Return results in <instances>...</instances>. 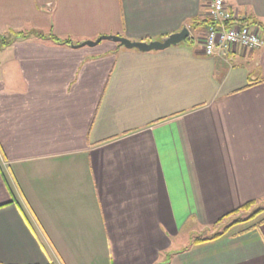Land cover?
Listing matches in <instances>:
<instances>
[{
	"label": "crops",
	"instance_id": "crops-1",
	"mask_svg": "<svg viewBox=\"0 0 264 264\" xmlns=\"http://www.w3.org/2000/svg\"><path fill=\"white\" fill-rule=\"evenodd\" d=\"M207 1L0 0V264H264L263 213L201 239L264 199V0H224L263 44L215 55Z\"/></svg>",
	"mask_w": 264,
	"mask_h": 264
},
{
	"label": "built area",
	"instance_id": "built-area-1",
	"mask_svg": "<svg viewBox=\"0 0 264 264\" xmlns=\"http://www.w3.org/2000/svg\"><path fill=\"white\" fill-rule=\"evenodd\" d=\"M207 9L210 22L202 41L206 55L219 54L233 45L244 50H253L263 43L259 25L228 23L230 17L224 0H208Z\"/></svg>",
	"mask_w": 264,
	"mask_h": 264
},
{
	"label": "water",
	"instance_id": "water-1",
	"mask_svg": "<svg viewBox=\"0 0 264 264\" xmlns=\"http://www.w3.org/2000/svg\"><path fill=\"white\" fill-rule=\"evenodd\" d=\"M190 37L189 29L184 26L179 31L171 33L162 37L161 39H150V40H133L124 36L107 34L100 35L93 40H84L77 44H71L72 46H83V45H95L103 39L111 40L116 42L118 46H122L127 49H137L139 51H150V50H161L171 45H176L180 42H186Z\"/></svg>",
	"mask_w": 264,
	"mask_h": 264
},
{
	"label": "rangeland",
	"instance_id": "rangeland-1",
	"mask_svg": "<svg viewBox=\"0 0 264 264\" xmlns=\"http://www.w3.org/2000/svg\"><path fill=\"white\" fill-rule=\"evenodd\" d=\"M259 34L261 36V28L259 30ZM86 40H93V39H86ZM103 41H107V40L104 39ZM80 42L82 41H79V43ZM262 213L264 214V199H261L259 201H254L249 207L240 209L237 212L231 214L230 216L225 217L220 222L205 229L201 235L202 236L201 239L209 240V239L217 238L221 236L225 232L226 228L228 229L231 225H234V224H237L243 221H247L254 217L257 218L255 220H259L260 217L262 218V215H261Z\"/></svg>",
	"mask_w": 264,
	"mask_h": 264
},
{
	"label": "trees",
	"instance_id": "trees-1",
	"mask_svg": "<svg viewBox=\"0 0 264 264\" xmlns=\"http://www.w3.org/2000/svg\"><path fill=\"white\" fill-rule=\"evenodd\" d=\"M205 21H208L207 19H204V21L203 22H205ZM202 22V23H203ZM209 22H210V19H209ZM228 23H239V24H241V25H250V24H252V23H254V24H257V25H259V27H261V25H260V23L257 21V20H254L253 18H251V17H242V18H232V19H230L229 21H228ZM191 24H192V26H196V25H198V24H200V21H196L195 19L191 22ZM21 32H19V33H16V35H18V34H20ZM16 35H14V36H16ZM20 38H27V37H29L30 36V34H26V33H21L20 35ZM35 36H37V37H43V36H45L44 34H42V33H36L35 34ZM46 36H49V37H51L54 41H56V42H58V43H61V44H72V42H71V40L70 39H68V38H66V39H59V38H57V37H55V36H53V35H46ZM14 40V37H1L0 38V46H3V45H8L9 43H11L12 41ZM144 40H146V39H144ZM254 201H250V202H247V203H245V204H243L242 206H240V207H238L237 209H235L234 211H231L230 213H228V214H226V215H224L223 217H221L219 220H218V222H220L221 220H223L225 217H227V216H229V215H231V214H233V213H235V212H237L238 210H240V209H243V208H247V207H249L252 203H253ZM236 221V220H235Z\"/></svg>",
	"mask_w": 264,
	"mask_h": 264
}]
</instances>
